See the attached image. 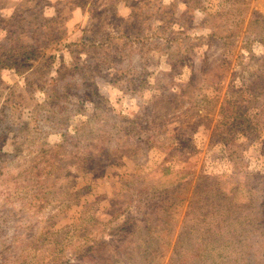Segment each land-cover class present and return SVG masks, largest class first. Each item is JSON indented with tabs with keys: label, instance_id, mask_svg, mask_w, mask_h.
<instances>
[{
	"label": "rangeland",
	"instance_id": "obj_1",
	"mask_svg": "<svg viewBox=\"0 0 264 264\" xmlns=\"http://www.w3.org/2000/svg\"><path fill=\"white\" fill-rule=\"evenodd\" d=\"M0 264H264V0H0Z\"/></svg>",
	"mask_w": 264,
	"mask_h": 264
}]
</instances>
